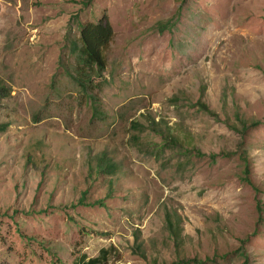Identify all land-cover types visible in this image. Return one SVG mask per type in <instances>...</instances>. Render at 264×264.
Here are the masks:
<instances>
[{
    "label": "rangeland",
    "instance_id": "374dc122",
    "mask_svg": "<svg viewBox=\"0 0 264 264\" xmlns=\"http://www.w3.org/2000/svg\"><path fill=\"white\" fill-rule=\"evenodd\" d=\"M86 2L0 0V264H264V0ZM104 17L95 115L74 46Z\"/></svg>",
    "mask_w": 264,
    "mask_h": 264
},
{
    "label": "trees",
    "instance_id": "16d2710c",
    "mask_svg": "<svg viewBox=\"0 0 264 264\" xmlns=\"http://www.w3.org/2000/svg\"><path fill=\"white\" fill-rule=\"evenodd\" d=\"M91 0H87L85 4H88ZM114 39V29L110 21L107 17L101 18L98 21H90L82 24L80 30V44L77 45L75 43V49L79 52V69L77 73H72L76 82L81 84L84 91L88 92V97L93 103V107L95 109V115L99 114V107L97 106L96 96L93 93L89 92V85L92 82L93 70H95V75H102L107 68V58L106 51L111 47V43ZM2 96H7L5 93H1ZM199 107L202 111L207 114H211L213 116H218L216 112L204 103L202 100H198L197 103H194L193 106ZM264 123V120H254L252 123L253 126H258L259 124ZM134 127L139 128L141 126L140 123L134 122ZM246 129L248 128V124L246 123ZM153 126L156 132L160 133V135L165 138V143L174 144L178 147L183 146V143L179 138L173 136L170 132L169 127H167V131L164 132L159 128L155 120L153 121ZM245 127V126H244ZM185 147V146H183ZM96 164L92 167V175L96 177H100L101 175L112 177L117 173L119 167H116V162L109 157L107 153H103L96 158ZM246 159H249L247 156ZM180 216H174L171 213L167 215L168 227L177 240L178 244L181 241V223L182 220L179 219ZM139 238V236H138ZM142 251V247H140ZM144 253V252H142ZM144 255H146L144 253ZM243 255L246 257V264H250V260L248 258L247 253L244 251ZM77 264H99L100 258L91 259L87 261L86 256L78 260ZM207 264V262H201L198 259H188L184 260L183 264ZM182 264V263H181Z\"/></svg>",
    "mask_w": 264,
    "mask_h": 264
}]
</instances>
